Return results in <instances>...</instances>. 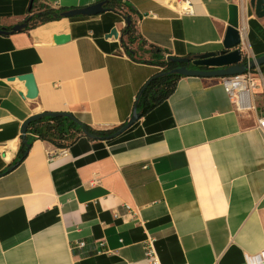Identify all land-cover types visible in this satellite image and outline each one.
<instances>
[{"label": "crops", "instance_id": "0c3cea01", "mask_svg": "<svg viewBox=\"0 0 264 264\" xmlns=\"http://www.w3.org/2000/svg\"><path fill=\"white\" fill-rule=\"evenodd\" d=\"M44 1L73 10L106 0ZM122 2L140 38L128 50L113 12L0 35V173L27 120L52 112L96 130L128 124L156 62L218 54L228 28L245 61L264 57V18L250 0ZM29 3L0 0V29L21 25ZM114 29L119 38H108ZM62 36L70 41L54 43ZM254 70V88L238 99L224 79L182 78L111 141L59 149L36 140L0 177V264H150L148 248L158 264H250L264 252V65ZM26 75L35 99L22 97Z\"/></svg>", "mask_w": 264, "mask_h": 264}, {"label": "trees", "instance_id": "16d2710c", "mask_svg": "<svg viewBox=\"0 0 264 264\" xmlns=\"http://www.w3.org/2000/svg\"><path fill=\"white\" fill-rule=\"evenodd\" d=\"M104 2L107 4L108 12L119 14L125 19L122 46L128 50L140 40L134 22V13L122 0H106L102 3ZM70 10L72 8L51 6L44 0H30L26 16L22 21V24L27 26L24 32L32 31L51 22H58L63 19L62 14ZM4 30L9 32L11 28ZM152 50L155 51L154 48ZM197 57L193 55L185 58L170 57L165 61L156 62L161 71L141 88L134 104L139 120L163 104L175 92L178 82L182 78H186L176 73L178 70L210 72L208 68L194 65ZM254 71L251 70L250 73H254ZM25 125H27V129L21 135L18 153L10 166L0 173V177L10 173L9 170L12 167L16 169L24 163L36 140L50 143L59 149H67L84 138L91 142L111 141V138L126 126L125 124L111 130H96L72 114L52 112H44L36 118L33 117L27 120L23 126Z\"/></svg>", "mask_w": 264, "mask_h": 264}, {"label": "water", "instance_id": "95a60500", "mask_svg": "<svg viewBox=\"0 0 264 264\" xmlns=\"http://www.w3.org/2000/svg\"><path fill=\"white\" fill-rule=\"evenodd\" d=\"M106 3H99L94 6L86 7V8H77L62 14L63 19H73L78 17H95L102 15L107 11ZM250 6L254 10L255 15L259 19L264 18V0H250ZM26 24H21L15 26L11 29V31H6L4 29H0V35H8V34H17L26 30ZM119 38V34L117 30H112L109 34L108 38ZM122 38V36H121ZM54 43L56 44H65L70 41V37L62 36V37H54ZM242 45V39L239 31L234 28H228L225 40H224V50L218 54H206L197 57V61L194 63L196 67L208 68L210 72L203 71H191L188 69H180L176 73L184 77H196V78H220V79H231L239 76L246 75L249 70H254L258 67L264 65V57L258 60H252L247 65L245 59L242 56V53L239 47ZM18 81L25 82V90L26 93L22 95L23 98L26 99H35L38 95V90L36 87V83L34 77L32 75L21 76L17 78ZM15 81V80H12ZM137 108L134 109V114L132 119L126 124V126L118 132L114 137L118 138L124 132H126L129 128H131L134 124H136L139 120V115L136 112ZM35 118L37 116H34ZM27 129V125L22 127L21 134L25 133ZM15 167H12L9 172L13 171Z\"/></svg>", "mask_w": 264, "mask_h": 264}, {"label": "built area", "instance_id": "2783aa9c", "mask_svg": "<svg viewBox=\"0 0 264 264\" xmlns=\"http://www.w3.org/2000/svg\"><path fill=\"white\" fill-rule=\"evenodd\" d=\"M184 11L189 12L190 7L188 5L185 6ZM249 62H250V60L247 59L246 63L248 66H250ZM250 72H251V70H249V72L244 76H239V77L231 78V79H224V80H226L225 87H226L227 92L234 95V91H235L234 89L238 88L239 89L238 93L240 95V94H245L250 89L254 88V83L250 77L251 76ZM259 126L261 129L264 130V120L260 121ZM55 153H58L62 156H66V154H67L66 150H60V151L55 152ZM100 246L103 247V244H100ZM76 247L81 249L84 247V243H79ZM146 255H147V261L150 264H158L156 257L154 256V253L152 252V250L150 248L147 249ZM249 262H250V264H264V252L262 254H259L257 256L250 258Z\"/></svg>", "mask_w": 264, "mask_h": 264}, {"label": "rangeland", "instance_id": "374dc122", "mask_svg": "<svg viewBox=\"0 0 264 264\" xmlns=\"http://www.w3.org/2000/svg\"><path fill=\"white\" fill-rule=\"evenodd\" d=\"M238 96H239V93H238V91H237V92H236V96H234V97L238 99ZM238 103H239V101H238ZM238 109H239V108H238Z\"/></svg>", "mask_w": 264, "mask_h": 264}, {"label": "bare ground", "instance_id": "6f19581e", "mask_svg": "<svg viewBox=\"0 0 264 264\" xmlns=\"http://www.w3.org/2000/svg\"><path fill=\"white\" fill-rule=\"evenodd\" d=\"M234 96H236V92L239 90L238 88L237 89H234Z\"/></svg>", "mask_w": 264, "mask_h": 264}]
</instances>
